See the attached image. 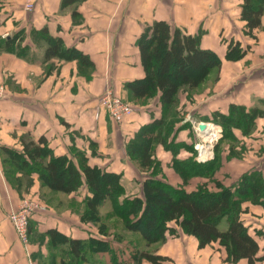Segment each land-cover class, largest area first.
<instances>
[{
	"label": "crops",
	"instance_id": "1",
	"mask_svg": "<svg viewBox=\"0 0 264 264\" xmlns=\"http://www.w3.org/2000/svg\"><path fill=\"white\" fill-rule=\"evenodd\" d=\"M28 1L0 0V84L6 87L0 100V264H70L74 255L70 241L92 237L110 241L112 250H89L85 258L75 257L76 264H132L128 245L82 219L86 186L69 194L55 191L38 172H26L10 150L24 154V140L43 138L51 154L67 155L77 165L85 161L121 173L126 195L141 193L138 180L144 172L130 157L127 145L144 124L161 115L162 106L159 96L146 101L134 98L126 84L145 76L138 46L144 29L156 20H166L172 27L201 34L202 47L214 50L222 60L219 70L209 73L197 88L178 94L185 111L178 125H191L176 131L175 140L194 147L198 161L213 159L212 145L200 148L198 139L222 137V126L212 121L214 111L229 113L232 105L264 111V10L260 24L250 28L242 16L244 0H36L32 9L27 8ZM253 4L264 5V0H253ZM48 37L61 39L66 48L79 49L89 60L82 62L63 53L48 57ZM6 38L13 39L8 46ZM231 43L239 44L240 55L234 58L227 56ZM109 89L134 107L132 115L117 120L102 105L101 97ZM200 122L212 124L216 131H199ZM233 131L243 145L237 149L236 160L244 152L264 157V113L256 117L249 134L240 128ZM188 146L174 155L157 145L155 155L163 171L158 177L189 191L202 183L219 190L221 185L237 184L246 172L264 171V166L241 162L236 181L227 185L215 176L222 171V162L214 181L204 176L184 180L173 162L193 155ZM26 196L42 204L31 218L27 248L8 218ZM241 207V217L262 256L264 204L243 199ZM178 229L179 236H168L163 249L155 252L169 256L171 264H248L246 258L229 262L220 243L199 247L194 235ZM141 264L152 263L143 259Z\"/></svg>",
	"mask_w": 264,
	"mask_h": 264
},
{
	"label": "trees",
	"instance_id": "2",
	"mask_svg": "<svg viewBox=\"0 0 264 264\" xmlns=\"http://www.w3.org/2000/svg\"><path fill=\"white\" fill-rule=\"evenodd\" d=\"M263 10V4L254 5L253 0H244L242 16L250 28L260 24ZM48 38V57L63 53L67 57H78L82 62L89 60L88 55L79 49L64 47L61 39ZM10 41L13 39L6 38L5 45L8 46ZM138 46L145 76L129 81L126 86L136 99L146 101L159 96L162 106L161 115L144 124L127 145L130 157L139 163L141 170H152L142 180H138L141 193L123 198L125 189L121 173L103 170L85 161L77 165L67 155L51 154L43 138L37 142L24 140L26 156L10 150L12 159L18 160L29 174L32 170L38 172L40 178L55 191L69 194L86 186L88 194L83 200L84 221L94 224L101 222V206L106 201H113L116 213L123 218L126 229L139 232L146 245L163 243L168 236L179 234L178 228H181L184 233L198 239L199 247L214 242L223 245L229 262L246 258L248 264H262L264 254L258 255L259 243L241 217V202L251 199L264 204V171L246 172L237 184L228 187L221 185L219 190H211L207 183H202L191 191L168 183L157 173L160 167L155 155L157 145L172 150L174 155L179 148L188 146L175 140L176 131L191 125L190 122L178 125L184 117H177L178 94L182 90L197 88L209 73L219 70L221 58L214 50L202 47L201 34L187 33L179 27H172L166 20H156L148 25L139 38ZM238 46L237 43H231L227 56L234 58L240 55ZM263 113L259 108L247 109L240 105H232L229 113L214 111L212 121L223 128L219 141L237 140L234 128L249 134L256 117ZM189 148L193 155L174 159L176 171L184 180L204 176L214 181V175L221 166L219 150L213 159L200 162L195 158L197 150ZM99 224L100 232L107 234L108 230L102 223ZM70 242L71 252L74 253L70 264H76L75 257L80 254L85 258L89 250H112L111 242L100 237L72 239ZM132 257L134 261L146 259L152 264H162L168 259L167 256L144 249L132 250Z\"/></svg>",
	"mask_w": 264,
	"mask_h": 264
},
{
	"label": "rangeland",
	"instance_id": "3",
	"mask_svg": "<svg viewBox=\"0 0 264 264\" xmlns=\"http://www.w3.org/2000/svg\"><path fill=\"white\" fill-rule=\"evenodd\" d=\"M186 91L187 90H182L181 93H185ZM126 102H128V101H126ZM177 109H178L177 110L178 111L177 112V117L178 118L180 116L183 117L185 115V111L183 109V106L180 103V99H179V102H178V105H177ZM181 121H179V124L181 123ZM215 138H210V139L199 138L198 139V143H200V145H199L200 148L202 146H205V145H212V147L214 148L215 154H216V151L219 150L218 153H219L220 158H221L220 159L221 163L223 162V169H222L221 172L216 173L215 176H217L218 178L220 177V179L223 180L225 182V184L231 185V184H233L236 181V178H237L238 174L241 171V166H240L241 162H243L244 165L254 164V165L264 166V157L253 156V155H251V152L250 153H245L244 152V155H242L243 157L241 159H239V160L235 159L236 157H238V154H237L238 150L237 149H241V147L243 146V145L241 146L240 141L231 140V139H225V140L219 141L218 139H215ZM192 139H193V137H192ZM217 145H218V147H217ZM181 148L178 149V152L180 151ZM155 152H156V150H155ZM213 154H214V152H213ZM239 156L241 157V155H239ZM214 157H215V155H214ZM137 164H139V163L137 162ZM151 171H152L151 169L145 171L141 175V177H142L141 179L144 178V176H145L144 174H150ZM157 173H158V175L163 173V171L161 170V164H160V167H159V171ZM215 182L217 184L218 180H216ZM217 186H219V185H217ZM138 193L139 192H136L135 194H128V195H126V193H124V195L122 197L125 198L127 196H134V195H136ZM87 194H88V190H87ZM25 198H27V196ZM29 198H33V197H29ZM120 200H122V198ZM115 208H116V204L113 201H106L101 206V211H102L101 214L103 213L102 214L103 219L101 220V222H98V224L100 223L99 225H101V223H102L104 225V228L106 230H108V233L105 234L106 236H110L116 242L117 241L121 242V245L122 244L125 245V246L128 245L129 251H132L134 249H136V250L137 249H142V250L144 249L145 250L146 246H148L149 251H152V252H157L160 249H163V247H164L163 243L160 242V243H153V244H150V245H146L144 239L142 238V236H141V234L139 232L130 231V230L126 229L125 222H124L123 218L119 214L116 213V209ZM84 210H85V203L83 201L82 211L81 212L83 213ZM85 222L86 223H91V221H86V220H85ZM96 224L97 223H95V225ZM30 230H31V228H30ZM177 236H179V235L177 234ZM117 251H118L117 254H120L119 252H122L121 248H118ZM167 257H168V259L164 261L165 264H171L173 260L169 256H167ZM142 261L143 260H141L139 262L134 261L133 257H132V261L131 262H133L132 264H141Z\"/></svg>",
	"mask_w": 264,
	"mask_h": 264
},
{
	"label": "built area",
	"instance_id": "4",
	"mask_svg": "<svg viewBox=\"0 0 264 264\" xmlns=\"http://www.w3.org/2000/svg\"><path fill=\"white\" fill-rule=\"evenodd\" d=\"M36 0H29L27 8L32 9ZM6 95L5 85L0 84V100ZM101 103L105 106L112 116L117 120H122L126 116L134 113V107L116 95L112 89L107 90ZM42 207V204L34 198L22 199L18 208L9 212L8 218L12 222L19 241L27 248L31 244V218Z\"/></svg>",
	"mask_w": 264,
	"mask_h": 264
},
{
	"label": "water",
	"instance_id": "5",
	"mask_svg": "<svg viewBox=\"0 0 264 264\" xmlns=\"http://www.w3.org/2000/svg\"><path fill=\"white\" fill-rule=\"evenodd\" d=\"M198 129H199V131L205 132L207 129V123L206 122H200L198 124Z\"/></svg>",
	"mask_w": 264,
	"mask_h": 264
},
{
	"label": "bare ground",
	"instance_id": "6",
	"mask_svg": "<svg viewBox=\"0 0 264 264\" xmlns=\"http://www.w3.org/2000/svg\"><path fill=\"white\" fill-rule=\"evenodd\" d=\"M207 129L211 130L213 133L216 131L214 126L212 124H209V123L207 124Z\"/></svg>",
	"mask_w": 264,
	"mask_h": 264
}]
</instances>
